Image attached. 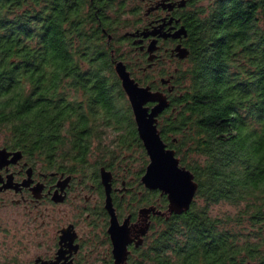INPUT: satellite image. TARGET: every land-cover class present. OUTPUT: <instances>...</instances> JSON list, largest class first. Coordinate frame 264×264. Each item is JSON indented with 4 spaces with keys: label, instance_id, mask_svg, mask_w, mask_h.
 Wrapping results in <instances>:
<instances>
[{
    "label": "trees",
    "instance_id": "1",
    "mask_svg": "<svg viewBox=\"0 0 264 264\" xmlns=\"http://www.w3.org/2000/svg\"><path fill=\"white\" fill-rule=\"evenodd\" d=\"M76 2L0 0V126L68 173L113 146L146 164L110 48ZM193 18L188 57L161 72L173 91L159 129L199 187L162 219L156 264H264V0H213ZM221 202L236 213L212 214Z\"/></svg>",
    "mask_w": 264,
    "mask_h": 264
},
{
    "label": "flooded vegetation",
    "instance_id": "2",
    "mask_svg": "<svg viewBox=\"0 0 264 264\" xmlns=\"http://www.w3.org/2000/svg\"><path fill=\"white\" fill-rule=\"evenodd\" d=\"M201 2L81 0V9L90 19L87 28L99 32L110 48L114 69L117 62H124L141 85L166 94L170 108L173 87L170 80L162 82L168 78L161 72L164 65H176L188 57L189 53L180 57L176 49L189 51V26L204 5ZM76 4L73 0L75 12ZM182 29L186 34L178 35ZM153 42L155 49L150 51ZM103 141L119 143L120 138L104 137ZM111 149L91 153L90 168L68 173L49 168L43 154L0 137V231L11 239L7 251L0 253V264H156L158 230L169 213L162 214L168 205L165 209L157 198L159 190L142 182L149 156L145 149L148 162L144 164L136 148ZM103 170L111 173L110 197L117 221L126 223L129 230L122 262L110 231L112 215L106 207Z\"/></svg>",
    "mask_w": 264,
    "mask_h": 264
},
{
    "label": "water",
    "instance_id": "3",
    "mask_svg": "<svg viewBox=\"0 0 264 264\" xmlns=\"http://www.w3.org/2000/svg\"><path fill=\"white\" fill-rule=\"evenodd\" d=\"M181 33L186 34V30L182 29L178 31V35ZM155 49V42L152 43L150 51ZM178 55L182 58L186 57L189 53L187 48L178 46ZM116 72L121 80L122 87L126 92L129 99L134 119L137 126V131L140 139L149 156V164L146 168L145 174L142 176V182L150 189L159 190L161 194L167 196L169 204L168 210L163 212L166 213H183L187 211L197 193L198 182L195 179L193 172L186 166L181 164L180 157L177 155L176 149L169 147L167 142L163 139L161 130L159 129V115L169 106V100L166 94L162 91H154L151 86L141 85L135 78L131 76L130 71H128L127 66L124 62L119 61L115 66ZM164 84L169 82V79H162ZM155 102L153 106L149 103ZM146 126H150L152 130L153 137L159 142L164 144L165 151L172 154V159L177 160L178 163L176 167L183 174L179 180L165 174L163 178L156 180L152 176V166H151V150L152 144L150 141H146L144 138L146 132ZM69 178H67L68 180ZM104 184L107 186L108 198L106 207L112 215V227L111 234L115 243V252L117 259L119 261H124L127 255V243L129 240V230L125 225H120L117 221L112 200L110 197L111 189V173L103 170ZM66 180V182H67ZM160 213V212H159Z\"/></svg>",
    "mask_w": 264,
    "mask_h": 264
},
{
    "label": "snow or ice",
    "instance_id": "4",
    "mask_svg": "<svg viewBox=\"0 0 264 264\" xmlns=\"http://www.w3.org/2000/svg\"><path fill=\"white\" fill-rule=\"evenodd\" d=\"M146 141H150L152 144V176L153 179L159 180L163 178L165 174L173 177L176 180H179L182 177V173L176 167L178 161L172 159V154L166 152L165 146L162 143H159L152 134V130L150 126H146V132L144 135ZM127 225H125V228Z\"/></svg>",
    "mask_w": 264,
    "mask_h": 264
},
{
    "label": "rangeland",
    "instance_id": "5",
    "mask_svg": "<svg viewBox=\"0 0 264 264\" xmlns=\"http://www.w3.org/2000/svg\"><path fill=\"white\" fill-rule=\"evenodd\" d=\"M212 2L213 0H203V2H201V4H208L209 2ZM166 69L168 70H172V68L175 66V65H171V64H167V65H164ZM161 68V66H159V69ZM0 137L3 138V137H10L9 133H8V130L5 129V127H1L0 126ZM92 158V157H91ZM91 163L94 162V160L92 159V161H90ZM237 211V207L234 206V205H231L227 202H221L217 205H214L212 208H211V212L212 214H218V215H225V214H235ZM17 218V217H16ZM23 218V217H22ZM21 218V219H22ZM21 222V221H20ZM19 236L22 235V233H19L18 234ZM14 236V235H13ZM12 237V236H11ZM30 239H32V237H29ZM11 239L10 237L8 238V236L6 235V231L4 232V230H1L0 231V253L3 254V251H7V248H8V244H10ZM13 241V240H12ZM30 256V255H29ZM0 257H2L0 255ZM1 259V258H0ZM3 259V258H2ZM2 262V260H0Z\"/></svg>",
    "mask_w": 264,
    "mask_h": 264
}]
</instances>
